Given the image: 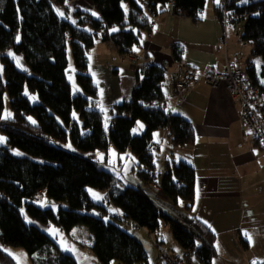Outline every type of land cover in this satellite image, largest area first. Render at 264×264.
I'll list each match as a JSON object with an SVG mask.
<instances>
[{"label":"trees","instance_id":"1","mask_svg":"<svg viewBox=\"0 0 264 264\" xmlns=\"http://www.w3.org/2000/svg\"><path fill=\"white\" fill-rule=\"evenodd\" d=\"M92 1L100 16L76 9L77 22L73 23L58 12V7L69 9V0H0V132L7 138L6 144H0V264H18L3 245L25 248L33 264H78L73 255L61 250L50 231L54 226L69 234L78 225H86L97 237H108L101 264L146 263L147 242L119 221L151 235L163 221L168 222L183 250L176 254L170 248L174 254L187 262L212 264L219 255L217 235L202 219L189 214L197 194L194 165L185 159L167 160L160 182L157 178V131L168 130L173 147L196 140L193 123L166 107L165 68L150 63L144 69L131 101L114 107L109 133L103 112L92 105L90 97L98 96V87L88 74L89 51L98 41L130 53L140 44L143 31L151 28V16L171 7L175 14L197 23L207 0ZM227 8L238 17L235 24L244 22L240 38L253 47L250 60L262 61L261 70L250 60L246 70L260 86L264 101L260 80L264 77V0H228ZM216 11L220 20L221 11L218 7ZM113 27L119 31L112 32ZM69 45L82 89L76 94L68 77ZM172 51L180 61L181 46L174 44ZM9 52L23 56V68ZM26 92L36 94L39 101L33 103ZM6 96L11 116L3 119ZM74 110L80 120L74 118ZM140 121L145 130L137 134L133 130ZM69 143L71 148L65 147ZM112 145L120 153L131 149L138 159V173L151 185L157 182L159 192L175 204L184 200V213L141 185H119L118 174L107 168V157L96 158L99 152L107 154ZM90 188L103 191L102 199H93ZM44 197L47 206H40ZM242 242L247 246V240Z\"/></svg>","mask_w":264,"mask_h":264},{"label":"crops","instance_id":"2","mask_svg":"<svg viewBox=\"0 0 264 264\" xmlns=\"http://www.w3.org/2000/svg\"><path fill=\"white\" fill-rule=\"evenodd\" d=\"M216 8V0H207L202 20L197 23L175 14L171 7L151 16L150 30L143 31L140 44L134 46L130 53H120L109 44L98 41L89 51L88 68V74L98 87V96L90 98L92 105L103 112L104 125L107 121L110 129L114 107L122 102L129 103L133 89L143 80V64L149 62L165 68L168 85L163 86L166 107L193 123L196 140L191 145L173 147L169 131H157L154 147L155 153L161 152L160 167L163 170L167 160L179 159L194 165L198 195L189 214L207 221L217 235L219 255L212 264H218L229 254L239 256L236 264L261 263L264 259L248 258L250 252L247 250L252 247L249 236H257L264 241V150L242 121L237 98L224 83L212 86L205 80L183 90L178 95L181 102L172 98L177 94L169 74L180 61L199 71L209 68L223 71L228 61L246 67L252 58V45L240 38L241 22L228 27L227 44L223 43L224 30ZM76 9L100 15L92 0H69V9L58 7V12H63V17L71 22H77ZM174 44L183 49L180 61L173 54ZM134 48L139 50L134 51ZM133 56L137 57L142 70L134 67ZM250 61H254L258 69L262 67L260 58ZM76 74L72 64L68 77L72 76L71 83H77V91L82 92ZM168 94L171 100H168ZM50 229L56 238V233H65L58 227ZM138 232L148 244L149 257L144 264H160L159 245L172 247L146 230ZM242 239L247 240V246ZM107 241L103 239L102 245Z\"/></svg>","mask_w":264,"mask_h":264},{"label":"rangeland","instance_id":"3","mask_svg":"<svg viewBox=\"0 0 264 264\" xmlns=\"http://www.w3.org/2000/svg\"><path fill=\"white\" fill-rule=\"evenodd\" d=\"M97 16H100V15L98 14ZM240 24H241L240 28L242 29L244 22H241ZM9 53H12V56L15 58V60L17 57L20 58V64L22 65V67H20V66L19 67L23 68L24 67L23 56L22 55L16 56L13 52H9ZM68 57H69L70 66H71L73 64V53H72L71 45L68 46ZM0 66H2L1 63H0ZM261 69H262V67L260 68V70ZM70 79L72 80V76H70ZM260 80L262 83H264V77H260ZM166 83L164 84L165 86L167 85ZM72 87H73L74 93L76 94L77 93V83H74L72 81ZM26 94L30 95V98L32 96L37 97V99L35 101H33L31 99L33 103H37L39 101V98L36 94H30L28 92H26ZM177 96L178 95L172 96V98H174L175 100H178ZM172 98L169 95L168 100H171ZM5 106L6 107H5L4 115H6V113H10L9 99L7 96L5 98ZM73 113H75V115H73L75 119H77V120L81 119L80 113H78L77 110H74ZM140 124L143 125V128L141 129L139 127V124H138L135 128L136 131H134L137 134H141L145 130L144 122L140 121ZM106 131L109 133V126H108ZM0 136L6 137L5 134H3L2 132H0ZM3 144H6V142ZM15 152L21 153V151L18 149H16ZM99 154L102 156L103 160L106 158V152H99ZM99 154L97 153V155H96L97 159H101ZM160 154H161V152H158V151L156 152L157 167H158L157 168L158 181L161 180L162 172H163V170L160 167V162H159ZM106 161H107V168L118 174L119 185H121V186L131 185V184L132 185H141V186L145 187L148 192H150L154 196L162 199L167 205L175 207V209L178 212L184 213V205H185L184 200L179 199L178 203L175 204L173 202V200L171 198L167 197L163 192H157L153 188V186L151 184L147 183L146 180L138 173V171H139V167L137 166L138 159L133 154L131 149H128L124 153H120L112 145L109 149ZM89 190L91 192V196L93 199H95V200H101L102 199V196H103L102 192L103 191L93 189V188H90ZM96 195H99L101 197V199H96ZM43 200L47 201V198L44 197L40 201H43ZM40 201L38 203L40 206H47V204H41ZM93 212L95 214L99 213L96 210H94ZM22 213L25 215V217H27L26 221L27 222L30 221L29 223H31L32 219L30 218V216L24 210L22 211ZM119 223L124 229L128 230L130 233H132L135 236L140 237V235L138 234L139 233L138 231L145 232V229H143V228H140L139 230H137L135 228V226H133V225L126 224L125 222H122V221H119ZM51 227H54V226H51ZM50 230H51V234H53V236H54L53 230L52 229H50ZM55 235L57 236L56 240H57L61 250L65 253H69V254L73 255L76 258V260L78 261V264H101L100 260H99V255H101V253L105 247V245H102L103 239L105 238V240H106V238L108 239V237H97V236L93 235V233L90 231V229L86 225L76 226L71 231V233H69V234L65 232L63 235L58 234V233H56ZM154 236L158 237L160 240H163L166 243V245L172 247V249L176 253L179 254V253L183 252V250L181 249V247L178 245V243L176 242V240L173 237L170 223L163 221L160 230ZM250 237H251L250 241L252 243V247L249 250H247V252H250L248 258H252L254 256L255 259H261V260L264 259V246H263L264 241H262V239L257 237V236L251 235ZM241 247L243 249L242 244H241ZM2 248L9 255L14 257L15 260L18 262V264H33L29 258L27 251L25 250V248H23L21 246H11V245H3ZM231 251L232 250H230V253H231ZM237 257H239L237 254H229L228 256L223 257L222 259L219 258L220 260H219L218 264H236ZM159 258H160V256H159ZM112 264H121V263H119L118 261H113ZM141 264H144V263H141ZM242 264H244V263H242Z\"/></svg>","mask_w":264,"mask_h":264},{"label":"built area","instance_id":"4","mask_svg":"<svg viewBox=\"0 0 264 264\" xmlns=\"http://www.w3.org/2000/svg\"><path fill=\"white\" fill-rule=\"evenodd\" d=\"M227 2L228 0H221V3L217 5L222 14L220 22L224 30L222 38L224 44H227L228 27L231 26V24H235V20L238 18L229 13ZM151 35L152 33L150 32L149 36ZM132 63L134 67L142 70V65L139 63L137 57H132ZM149 64V62H145L143 64L144 69L148 67ZM248 65L249 63L247 66ZM247 66L233 65L228 61L223 71L216 68L199 71L180 61L176 69L173 70L169 76L177 95L183 90L191 88L200 80H205L212 86H219L221 83H224L226 88L234 94L239 102L242 121L253 132L264 150V101L262 91L260 86L247 72ZM141 82L142 81L138 83V86H141ZM178 100L181 102L182 98L178 96ZM152 186L157 192L161 190L157 182H152ZM159 252L160 264H201L187 262L183 257L174 254L171 249L165 245L159 246Z\"/></svg>","mask_w":264,"mask_h":264},{"label":"snow or ice","instance_id":"5","mask_svg":"<svg viewBox=\"0 0 264 264\" xmlns=\"http://www.w3.org/2000/svg\"><path fill=\"white\" fill-rule=\"evenodd\" d=\"M245 2H247V0H245ZM216 3H217V5H219V4L221 3V0H216ZM58 11H59V10H58ZM125 11H127V9H125ZM59 14H60L61 16L64 15L63 12H59ZM92 15H93V16H97L98 14L95 13V12H92ZM73 23H75V22L73 21ZM111 31H112V32H117V31H119V29L113 27V28L111 29ZM16 39L19 40L20 37L17 36ZM138 50H139V49L134 48V51H138ZM9 54L12 55V53H9ZM16 63H17L18 66L22 67V65L20 64V58H18V57L16 58ZM257 63H258V62H257ZM2 73H3V66H0V76H2ZM93 75H95V73H93ZM101 94H103V90H101ZM31 99H32L33 101H35V100L37 99V97H36V96H32ZM173 111H175V110L173 109ZM73 115H75V113H73ZM10 116H11V113H6V115H5L4 117H2V118H3V119H7V118H9ZM28 119H29L33 124L36 123V121L33 120L31 117H29ZM138 124H139V127L142 129V128H143V125L140 124V122H138ZM104 127H105V130H107V128H108L107 121L105 122ZM133 131H136V129H134ZM6 139H7L6 137L0 136V144L5 143V142H6ZM65 147H67V148H71V144H70V143H69V144H66ZM16 154H17V155H22V153H19V152H17ZM101 158H102V156H101ZM197 195H198V193H197ZM96 199H101V197H100L99 195H96ZM40 203H41V204H47L48 202H47L46 200H43V201H40ZM52 207L55 208L56 206H55V205H52ZM22 211H23V210H22ZM113 211H116V210L113 209ZM25 219L27 220V217H25ZM29 222H30V221H29ZM205 223H207V221H205ZM209 227H211V225H209ZM50 231H51V230H50ZM56 231H58V230H56ZM248 238H249V240H251V237H250V236H249Z\"/></svg>","mask_w":264,"mask_h":264}]
</instances>
